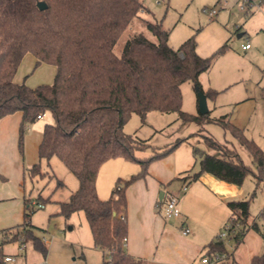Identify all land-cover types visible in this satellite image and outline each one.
Masks as SVG:
<instances>
[{
    "label": "trees",
    "instance_id": "1",
    "mask_svg": "<svg viewBox=\"0 0 264 264\" xmlns=\"http://www.w3.org/2000/svg\"><path fill=\"white\" fill-rule=\"evenodd\" d=\"M40 1L47 7L41 9ZM143 8L141 0H0V121L9 114L22 113L19 139L22 151L25 126L47 111L52 113L54 122L44 127L39 155L48 161L57 156L77 176L79 187L66 201L60 202L59 213L65 217L79 211L85 213L95 246L108 255L102 264H145L144 259L126 250V189L149 174L153 161L168 156L186 139L155 148L148 139L125 131L124 126L133 114L145 121L151 111L176 112L185 122L214 120L220 123L251 154L257 166L256 185L263 183L264 190L263 148L243 129L232 124L226 115L211 118L209 113L192 114L183 110V83L191 81L202 88L199 76L212 67L217 55L228 45L213 56L203 57L197 52L193 37L174 48L169 43L170 32L162 22L143 20L157 41L137 32L117 52L120 38ZM28 52L36 56L37 65L57 66L52 84L31 87L15 81ZM206 94L215 97L217 91L210 88ZM203 136L208 147L216 153L194 146L200 170L192 175L188 173L185 178L194 181L203 173H210L220 180L241 185L251 172L249 165L237 151L227 146L228 143ZM150 148V154L139 155ZM116 157L136 161L140 169L128 178H118L112 195L101 198L97 191L99 170L104 162ZM30 171L33 175L48 173L41 172L40 163H35ZM58 185L64 182L58 179ZM254 194L228 202L231 209L228 221L241 226L230 236L237 244L243 241L250 228L259 231L264 238L258 222L255 219L249 222ZM40 199H43L41 195ZM32 213L27 199L25 221L17 226L21 230L2 232L8 235L3 242L13 240L24 244L30 240L36 250L46 255L48 246L35 232ZM261 217L264 221V207ZM2 248L3 243L0 264H6ZM207 248L211 257L217 253L226 254L216 262L234 255L219 237ZM251 264H264V250L253 257Z\"/></svg>",
    "mask_w": 264,
    "mask_h": 264
},
{
    "label": "rangeland",
    "instance_id": "2",
    "mask_svg": "<svg viewBox=\"0 0 264 264\" xmlns=\"http://www.w3.org/2000/svg\"><path fill=\"white\" fill-rule=\"evenodd\" d=\"M141 1L144 8L120 38L116 51L119 52L126 40L137 32H143L150 40L157 41L143 20L162 22L164 28L170 32L169 43L174 48H179L184 41L193 37L197 43V52L203 57L215 55L227 44L228 47L217 55L212 67L199 78L205 93L210 88L217 91L215 97L207 96L209 115L211 118L226 115L232 124L243 129L249 138L264 149V6L249 8V12L246 13L241 7L240 0ZM210 9L217 11L212 18L207 13ZM248 42L251 47L244 50L242 46ZM56 73V65L51 63L37 65L36 56L28 52L15 78L19 83L25 82L31 87H36L41 84H52ZM182 92L183 110L199 114L194 83L191 81L183 83ZM53 122L52 113L47 111L35 122L27 124L22 153L26 165L25 189L33 210L31 221L36 226L35 232L47 244L48 252L44 255L36 250L30 240L24 243V249H20V241L6 240L2 249L6 255L15 258L6 264H72L75 260L79 264H102L108 259V255L95 246L85 213L75 212L70 217L59 213L60 202L66 201L79 187L77 176L57 156H53L49 161L40 158L39 145L44 127L47 123ZM124 129L127 133L148 139L155 148L171 146L178 139L186 138L167 157L176 153L183 156L187 150H191L193 157L194 146L216 153L208 147L203 135L228 143L227 146L237 151L251 168L244 182L238 186L246 190V198H250L255 192L251 200L249 222L252 223V219H255L263 230L261 211L264 207V190L263 183L256 185L254 173L257 172V166L249 151L220 123L214 120L185 122L176 112L151 111L145 121L138 114H133ZM151 152L150 148L140 154L148 155ZM118 158L127 160L126 164L130 166L139 164L125 157H116L107 160L102 166ZM194 160L193 157V162ZM35 163H40L41 172L48 173L33 175L30 169ZM195 165L200 166L198 160H195ZM108 170L107 167L106 171ZM58 179L62 180L64 185L59 186ZM40 195L43 201L38 200ZM48 197L50 200H47ZM37 201L43 203L44 207L33 204ZM226 223L229 224V221L226 220ZM226 223L216 235L227 231ZM223 240L227 250L235 252L237 261L234 264H251L252 252L262 250L264 247L263 236L254 228L246 231L244 240L239 244L229 236L223 237Z\"/></svg>",
    "mask_w": 264,
    "mask_h": 264
},
{
    "label": "crops",
    "instance_id": "3",
    "mask_svg": "<svg viewBox=\"0 0 264 264\" xmlns=\"http://www.w3.org/2000/svg\"><path fill=\"white\" fill-rule=\"evenodd\" d=\"M21 122V112L9 114L0 121V245L8 236L2 232L21 230L17 226L24 223L26 200H30L25 189L23 150L19 146ZM192 153L195 158L193 150ZM193 157L191 150H187L183 156L176 153L156 160L151 163L145 178L126 189V250L132 256L144 259L145 264H234L237 261L235 252L230 259L219 262L203 263L202 260L209 256L207 245L217 237V232L231 215L228 202L245 199L246 190L210 173H203L194 181L190 177L185 178L188 173L192 175L200 170V166L195 165L197 159L193 162ZM126 161L112 159L107 162L109 164L101 166L97 179V191L101 198L112 195L115 180L128 178L139 171V164L130 166ZM185 183L188 187L182 191ZM170 193L179 195L182 212L179 218L166 219L162 214V207ZM184 223L191 229L187 235L181 231ZM263 250L264 247L252 252L251 262Z\"/></svg>",
    "mask_w": 264,
    "mask_h": 264
},
{
    "label": "built area",
    "instance_id": "4",
    "mask_svg": "<svg viewBox=\"0 0 264 264\" xmlns=\"http://www.w3.org/2000/svg\"><path fill=\"white\" fill-rule=\"evenodd\" d=\"M242 2V9H245V11L249 12V8L252 7H262L264 6V2L262 0H240ZM207 13L209 15L210 18L214 17V15L217 13V11L215 9H210L207 10ZM251 47V44L248 42L246 44H244L242 46V48L244 50H247ZM39 118H41V115L38 116ZM28 129L27 126H25V129ZM188 185L187 183H185L182 187V191H185L187 189ZM179 202H180V198L178 194L175 193H170L167 197V199L165 200V203L162 207V214L166 219H175V218H179L181 217V209L179 206ZM33 204H37L39 207H44V204L41 202H33ZM225 227L227 228L226 232H221L219 235H217V237L222 238L225 236H232L234 235L237 231H239L240 229V223L236 222L235 224L232 222V220L229 221V224L226 223ZM181 231L183 234L187 235L190 233L191 229L190 226L187 225L186 223H184L182 225ZM263 231H264V226H263ZM25 244H22L21 249H24ZM226 257V254L222 253V254H215L214 256H205L203 258V263H209L211 261L216 262L220 259H223ZM15 258L13 256H6L5 257V261L9 262V261H14ZM72 264H79L78 261H74Z\"/></svg>",
    "mask_w": 264,
    "mask_h": 264
},
{
    "label": "water",
    "instance_id": "5",
    "mask_svg": "<svg viewBox=\"0 0 264 264\" xmlns=\"http://www.w3.org/2000/svg\"><path fill=\"white\" fill-rule=\"evenodd\" d=\"M38 5L41 9H44L47 7V4L44 1H40ZM195 90L197 92V97H198L199 114H202V115L208 114L210 112V108L208 106L207 94L197 84H195ZM162 198H163V192H161L160 194V199Z\"/></svg>",
    "mask_w": 264,
    "mask_h": 264
}]
</instances>
